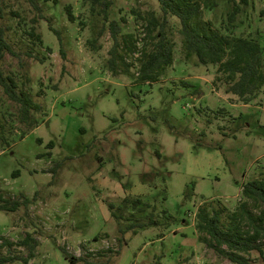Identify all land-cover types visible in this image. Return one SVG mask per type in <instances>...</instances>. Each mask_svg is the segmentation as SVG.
Listing matches in <instances>:
<instances>
[{
  "label": "rangeland",
  "instance_id": "374dc122",
  "mask_svg": "<svg viewBox=\"0 0 264 264\" xmlns=\"http://www.w3.org/2000/svg\"><path fill=\"white\" fill-rule=\"evenodd\" d=\"M36 1L40 10L4 0L0 23L17 52L1 67L38 105L24 121L0 86V191L30 199L0 210V256H12L0 264H22L28 247L17 241L28 232L32 264H240L207 244L197 211L220 209L223 225L245 232L248 215L264 209L242 192L248 179H264V84L247 102L226 92L216 64L186 54L174 15L164 74L136 80L128 54L113 73L109 19L141 37L158 0H110L107 19L100 0ZM230 12V2L216 0L194 19L264 45V0H249L233 20ZM126 195L142 203L125 204ZM137 219L145 225L125 228ZM261 240L262 252H239L247 264H264Z\"/></svg>",
  "mask_w": 264,
  "mask_h": 264
},
{
  "label": "trees",
  "instance_id": "16d2710c",
  "mask_svg": "<svg viewBox=\"0 0 264 264\" xmlns=\"http://www.w3.org/2000/svg\"><path fill=\"white\" fill-rule=\"evenodd\" d=\"M28 1L34 8L40 10L36 0ZM227 1L231 3L230 20H233L236 13L240 12L242 7L249 3V0ZM158 2L160 13L156 14L151 10L149 16L144 17V34L141 37L129 32L123 34L120 22L115 18L109 19L108 30L112 44L109 49L108 62L111 71L116 73L118 64L128 66L129 63L124 58L128 54L137 63L136 80L151 82L164 74L167 66L173 61L169 16L174 15L179 20V30L182 34L186 54H193L197 63L216 64L218 73L216 78L225 83V91L236 95L243 102L249 101L264 84V45L249 36L222 32L211 26L208 20L198 22L194 19L201 5L211 8L216 4V0H158ZM100 3L101 10L107 19V8L110 5V0H100ZM4 7V0H0V23ZM64 9L67 18L71 21L74 20L75 16L71 6L66 4ZM50 28L56 33L59 32L58 29ZM35 36L39 38L38 34ZM7 52L17 55L0 24V86L10 99L19 104L20 116L22 120L26 121L29 118L30 110L37 108L38 105L28 91L22 88L17 89L18 84L15 77L5 73L3 67H1V60ZM49 144H52V141H49ZM47 153L50 154L51 152L47 151ZM57 165L58 161L50 169L54 171ZM242 192L247 197L264 203V179H248L242 184ZM28 201L30 199L27 196L19 200L7 197L0 191V210H14L22 202ZM124 203H130L131 206H140L138 204L142 203V199L140 196L129 197L126 195ZM206 205L199 206L197 227L207 234L208 245L227 256L232 262L240 264H247L248 258L239 252H249L252 249L262 252L263 241L261 237L264 236V209H261L255 216L248 215L252 225L245 232H241L237 224L223 225L220 221L221 210L214 209L209 213ZM112 214L120 216L121 213L112 211ZM148 217L149 223L158 222L152 214ZM134 225L143 226L145 223L137 219L134 222L130 221L125 228H132L135 232ZM125 228H120V230L124 231ZM7 242L12 243L11 241ZM17 243L28 247V253L21 259L22 264H32L29 258L34 255L35 238L28 232ZM1 245H3V241H0ZM62 250L69 260L75 257L68 254L64 248ZM11 258L12 256H0V262Z\"/></svg>",
  "mask_w": 264,
  "mask_h": 264
}]
</instances>
